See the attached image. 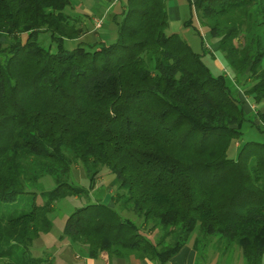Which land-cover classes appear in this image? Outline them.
<instances>
[{"label":"trees","instance_id":"obj_1","mask_svg":"<svg viewBox=\"0 0 264 264\" xmlns=\"http://www.w3.org/2000/svg\"><path fill=\"white\" fill-rule=\"evenodd\" d=\"M194 1L233 83L167 33L168 0H126L110 43L84 39L71 0H0V264H55L30 248L61 201L88 196L77 165L90 188L104 172L116 186L108 203L75 208L60 235L91 258L170 264L198 230L197 255L220 235L263 263L264 142L227 152L247 126L264 134V0ZM45 176L53 189L37 187Z\"/></svg>","mask_w":264,"mask_h":264},{"label":"rangeland","instance_id":"obj_2","mask_svg":"<svg viewBox=\"0 0 264 264\" xmlns=\"http://www.w3.org/2000/svg\"><path fill=\"white\" fill-rule=\"evenodd\" d=\"M98 0H71L72 5L66 9V14L72 17L88 13L90 16H96L98 21L95 25L91 21L84 20L88 28L97 29L102 36V40L106 43L113 42L116 39L117 28L113 21V15L120 13L122 4L126 0H111V5L96 9L95 4ZM101 1V0H99ZM191 2H195L191 0ZM189 0H168V34L176 33L187 41L194 52L202 55V60L211 69L214 75L226 74L228 81L234 80L222 54L217 51L218 43L211 38L209 29L200 23V20L195 12L194 4ZM192 4V6H191ZM100 22V27L98 26ZM188 22V24H186ZM95 36V33L93 34ZM98 38V37H97ZM84 39H89L94 42L89 33L85 35ZM101 40V39H99ZM98 41V40H97ZM40 43L43 47L48 48L52 43L49 34H42L40 36ZM78 45V42H67V48L72 49ZM233 83V82H232ZM235 86V83L233 84ZM234 92L245 102L246 111H254L257 109L255 105L251 104L249 99L237 83ZM264 110V106L258 107ZM250 113V112H248ZM257 123L259 122L256 120ZM248 125V124H247ZM244 135L240 140H234L227 152V156L231 159H237L243 143L247 141L264 142V134L258 132L255 127L247 126ZM73 181L76 185L87 188L88 196L79 199H66L61 201L55 211L50 215L53 221V229L50 233L44 234L35 241L30 248L32 255L35 257H44L50 255L54 258L55 264H109L102 257L93 259L84 248L74 247L68 240L60 239L64 224L70 213L78 207H81L88 202H96L97 200L103 203H108L111 194L115 193L116 186L113 183V176L104 172L103 177L97 181L93 188L89 187L90 181L87 178L85 171L81 165L73 168ZM56 186L54 180L50 176H45L39 181L40 189L51 190ZM198 230H196L187 242L186 249H193L197 237ZM188 251V250H187ZM199 255L195 252V259L198 256V261L195 264H247L242 252L233 248L222 239L220 235H216L212 240L202 242L198 247ZM129 262L119 261V264H139L140 261L131 257ZM264 264V258L263 263Z\"/></svg>","mask_w":264,"mask_h":264},{"label":"crops","instance_id":"obj_3","mask_svg":"<svg viewBox=\"0 0 264 264\" xmlns=\"http://www.w3.org/2000/svg\"><path fill=\"white\" fill-rule=\"evenodd\" d=\"M110 1L111 0H101V1L98 0L95 4V7H96V9H100L103 7V4L106 5L107 7H109V5H111ZM85 14L87 15V18H85V20L91 21L93 23V25H95L96 22L98 21V18H96V16H94V17L90 16V14H88V13H85ZM88 33H89V37L91 36V39L93 38L94 42H96L99 39L102 40V36L106 35V34L100 35V33L97 29L91 30V28H89ZM94 33H95V36H93ZM195 261H196L195 252L192 251L191 249L184 248L175 258H173L171 260L170 264H195ZM117 264H119V262ZM125 264H128V263H125ZM139 264H152V263H146V262L142 261Z\"/></svg>","mask_w":264,"mask_h":264},{"label":"built area","instance_id":"obj_4","mask_svg":"<svg viewBox=\"0 0 264 264\" xmlns=\"http://www.w3.org/2000/svg\"><path fill=\"white\" fill-rule=\"evenodd\" d=\"M98 26L100 27V22H99Z\"/></svg>","mask_w":264,"mask_h":264}]
</instances>
